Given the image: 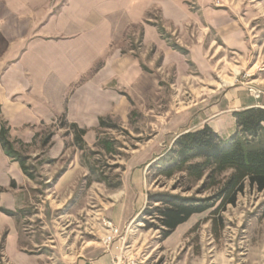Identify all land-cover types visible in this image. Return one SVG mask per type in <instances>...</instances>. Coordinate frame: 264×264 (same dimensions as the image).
<instances>
[{"label": "rangeland", "instance_id": "rangeland-1", "mask_svg": "<svg viewBox=\"0 0 264 264\" xmlns=\"http://www.w3.org/2000/svg\"><path fill=\"white\" fill-rule=\"evenodd\" d=\"M185 2L195 15L180 32L163 31L157 10L147 16L172 49L186 54L188 46L204 39L222 44L224 33L206 27L205 10L213 11L212 23L227 19L242 30L245 46L207 57V66L189 62L176 73L171 65L158 69L159 90L133 97L124 115L107 114L97 127L84 129L82 148L71 124L59 119L64 154L56 160L47 154L29 157L8 140L36 187L22 209H0L14 218L17 232L16 252L10 253L9 227L0 223V264H78L89 251L110 248L116 241L119 250L128 247L136 264H264V190L245 187L233 204L218 209L216 187L201 190L202 180L190 184L182 171L165 173L176 137L201 126L207 100L216 98L217 89L239 85L247 92V82L264 78V0ZM130 47L136 55L142 50L138 42ZM258 82L253 84L264 90ZM56 131L45 128L42 145ZM46 163L51 172L41 169ZM158 192L208 198L213 206L164 236L156 209L162 205L150 201ZM124 201H134V211L119 225L110 215ZM110 227L117 232L110 233ZM109 233L113 239L107 246L103 239Z\"/></svg>", "mask_w": 264, "mask_h": 264}, {"label": "crops", "instance_id": "crops-1", "mask_svg": "<svg viewBox=\"0 0 264 264\" xmlns=\"http://www.w3.org/2000/svg\"><path fill=\"white\" fill-rule=\"evenodd\" d=\"M153 10L160 13L163 31L180 32L195 15L185 0H0V128L4 125L8 130L16 150L56 160L64 154V137L56 125L59 119L80 129L97 127L102 116L124 115L133 97L157 92L158 69L171 65L176 73L177 67L185 69L189 62L207 66V57L219 53L222 57L221 50L245 46L242 30L227 19L212 23L213 11L205 10L206 27L224 33L222 44L204 39L181 54L164 40L158 25L149 23L147 16ZM133 42L142 49L139 55L130 47ZM258 83L264 89V78ZM213 94L216 98L207 100L200 124L210 126L222 139L236 129L233 112L264 108V96L257 101L243 86ZM49 127L58 131L44 146L42 131ZM41 169L53 170L50 163ZM34 187V178L6 154L0 142V209H22ZM134 206V201H124L110 218L125 223ZM14 222L0 211V223L9 227L10 253L16 252ZM118 245L116 241L110 248L89 251L78 264H110Z\"/></svg>", "mask_w": 264, "mask_h": 264}, {"label": "trees", "instance_id": "trees-1", "mask_svg": "<svg viewBox=\"0 0 264 264\" xmlns=\"http://www.w3.org/2000/svg\"><path fill=\"white\" fill-rule=\"evenodd\" d=\"M233 116L236 129L227 139L220 138L207 124L177 136L171 148L173 157L165 171L166 174L174 169L182 171L190 184L202 180L201 190L216 187L214 200L219 202L218 209L228 203L233 204L245 187L264 190V108L242 109L233 112ZM70 126L76 143L82 148L85 130L74 124ZM7 132L1 125L0 142L6 154L18 160L26 173L22 159L8 141ZM208 200L159 192L150 195L151 202L162 205L156 209L164 236L192 214L211 208L213 205Z\"/></svg>", "mask_w": 264, "mask_h": 264}, {"label": "built area", "instance_id": "built-area-1", "mask_svg": "<svg viewBox=\"0 0 264 264\" xmlns=\"http://www.w3.org/2000/svg\"><path fill=\"white\" fill-rule=\"evenodd\" d=\"M251 82V81H250ZM247 82V93L255 100H260L262 96H264V90L256 87L253 83ZM111 230L116 233V229H112L110 227V233ZM109 233L104 239L103 243L109 246L112 242L113 236ZM128 247L125 249H120L119 252L116 255H113L110 261V264H136L135 260L133 259L132 255L127 250Z\"/></svg>", "mask_w": 264, "mask_h": 264}, {"label": "bare ground", "instance_id": "bare-ground-1", "mask_svg": "<svg viewBox=\"0 0 264 264\" xmlns=\"http://www.w3.org/2000/svg\"><path fill=\"white\" fill-rule=\"evenodd\" d=\"M256 80H253V81H251L250 83H253V82H255Z\"/></svg>", "mask_w": 264, "mask_h": 264}]
</instances>
